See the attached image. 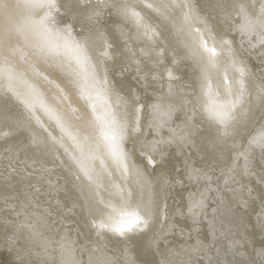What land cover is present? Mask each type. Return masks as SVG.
<instances>
[{"label": "bare ground", "instance_id": "bare-ground-1", "mask_svg": "<svg viewBox=\"0 0 264 264\" xmlns=\"http://www.w3.org/2000/svg\"><path fill=\"white\" fill-rule=\"evenodd\" d=\"M0 264H264V0H0Z\"/></svg>", "mask_w": 264, "mask_h": 264}]
</instances>
